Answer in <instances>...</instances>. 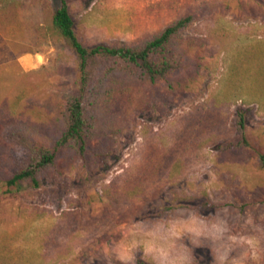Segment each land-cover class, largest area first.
Wrapping results in <instances>:
<instances>
[{
  "label": "rangeland",
  "instance_id": "rangeland-1",
  "mask_svg": "<svg viewBox=\"0 0 264 264\" xmlns=\"http://www.w3.org/2000/svg\"><path fill=\"white\" fill-rule=\"evenodd\" d=\"M68 3L86 45L137 44L191 15L183 64L154 84L116 72L83 155L61 149L40 186L0 188V264H264V0ZM57 6L0 1L2 180L26 150L8 126L60 131L76 55L35 30ZM206 196L219 206L201 207Z\"/></svg>",
  "mask_w": 264,
  "mask_h": 264
},
{
  "label": "trees",
  "instance_id": "trees-1",
  "mask_svg": "<svg viewBox=\"0 0 264 264\" xmlns=\"http://www.w3.org/2000/svg\"><path fill=\"white\" fill-rule=\"evenodd\" d=\"M5 1V0H0ZM191 15L181 16L148 39L133 45H86L75 28L68 0H58V6L49 19L36 25L37 38L43 42L67 40L75 52V76L72 90L59 101L60 131L57 136L35 137L24 125H11L4 137L11 143L24 147V156L15 160L12 175L2 180L0 188L9 191L22 182L40 186L42 176L56 167L61 149H73L82 156L90 140L98 134V105L103 95L112 97L116 72L122 71L149 83L167 80L183 64V54L176 46L179 33L191 22ZM16 102L20 98L16 96ZM238 129L241 138L236 146L247 145L246 123L239 115ZM259 167L264 170V153L258 154ZM219 203L206 196L201 203L205 210L216 209ZM144 264V262H137Z\"/></svg>",
  "mask_w": 264,
  "mask_h": 264
}]
</instances>
